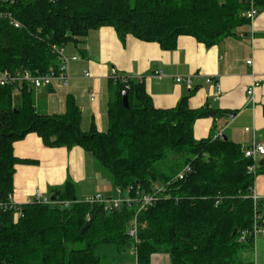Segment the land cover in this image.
<instances>
[{"label": "trees", "instance_id": "obj_1", "mask_svg": "<svg viewBox=\"0 0 264 264\" xmlns=\"http://www.w3.org/2000/svg\"><path fill=\"white\" fill-rule=\"evenodd\" d=\"M254 2L264 9V0ZM0 7L22 24L0 19V70L39 73L59 66L55 46L83 43L91 30L103 26L114 27L123 41L133 35L171 50L181 35L211 47L251 22L248 0H24ZM113 80L117 89L108 102L107 131L95 125L82 129V111L72 95L66 112L43 114L28 86L19 106L14 86H0L1 199L11 200L13 193L19 162L14 143L29 133L51 147L78 145L90 151L115 192L104 200H85L67 181L49 203L34 200L1 211L0 264H120L121 257H105L129 252L134 218L139 264H151L155 253L169 254L171 264H250L239 254L254 247L255 214L263 210L253 191L256 176L264 175V155L253 159L233 140L214 138L215 125L207 138L194 135L197 119L216 121L234 111L208 104L191 108L195 88L176 106L158 108L144 77ZM124 89L129 107L123 103ZM252 164L256 169L250 172ZM187 165L191 170L180 178ZM145 194H155L156 200L141 209Z\"/></svg>", "mask_w": 264, "mask_h": 264}, {"label": "crops", "instance_id": "obj_2", "mask_svg": "<svg viewBox=\"0 0 264 264\" xmlns=\"http://www.w3.org/2000/svg\"><path fill=\"white\" fill-rule=\"evenodd\" d=\"M64 48L68 55L78 56L70 63L71 79L67 86L36 90L40 113L66 112L68 96L72 95L82 111V129L89 131L95 125L99 131H107L108 102L117 89L111 72L116 69L119 76L144 77L147 91L158 108L176 106L195 88L189 98L191 108L208 104L229 113L234 111L216 121L212 117L197 119L194 125L197 139L209 137L215 125V134L222 132L244 149L254 142L264 143V9L249 24L240 26L236 35L211 47L193 36L181 35L177 47L167 50L158 42L143 41L133 35L123 41L114 27L103 26L91 30L83 43H70ZM187 76L191 77L190 84L177 81V77ZM256 77L263 80L250 99L247 89ZM21 103L22 100L15 105ZM14 154L19 160L11 196L15 204L33 202L37 191L52 199L67 181L76 184L81 199L89 200L96 195L109 198L115 194L95 156L81 146L51 147L37 133H29L14 143ZM254 191L262 203L264 216L263 174L256 176ZM155 256L163 258L162 264H171L169 254L155 253L152 258ZM239 257L246 263L264 264V235L256 237L254 247L241 251Z\"/></svg>", "mask_w": 264, "mask_h": 264}, {"label": "built area", "instance_id": "obj_3", "mask_svg": "<svg viewBox=\"0 0 264 264\" xmlns=\"http://www.w3.org/2000/svg\"><path fill=\"white\" fill-rule=\"evenodd\" d=\"M24 0H0V6L1 5H14ZM250 2V9L247 11L246 15L247 17L252 21L257 16L259 10L255 6L254 0H248ZM0 19H7L9 23L15 27H21V22L14 16V14L10 10H6L2 7H0ZM55 51L59 55V66L57 68H53L50 71L46 73H39L32 72L31 70L27 68H22L16 71H12L10 69H3L0 70V86H6V85H12L14 88H17L18 90H22L23 87L26 86H33L35 88H43L47 86H55V85H63L67 86L69 84V81L71 79V73H70V63L73 60H77V55H68L65 51L64 47H56ZM252 61L249 60L248 64H251ZM86 75H90L89 72H86ZM158 75H162L161 73H158ZM111 77L120 80L121 82H127L129 76H119L117 74L116 69H113L111 72ZM262 78L256 77L254 81L251 83V85L247 89L248 98H253L255 94L256 87L259 86L262 82ZM177 81H185L188 84L191 83V77H177ZM208 81H211V79H208ZM218 86V85H217ZM94 95V94H93ZM223 133L218 132L214 135V138H222ZM246 156L252 157L253 159H258L260 156L264 155V143H255L246 149L245 151ZM256 169V165L252 164L249 166V171L253 172ZM191 170V166L187 165L184 167V169L179 173V177L182 178L184 174ZM160 190H162L161 187H159ZM118 193H121L120 189H117ZM253 198L255 200V203L257 204V201L259 200L258 195L255 191H253ZM95 199L97 200H104V198L101 195H96ZM37 201H44V202H51V200L47 197H44L40 191H37L36 198ZM130 201V199H128ZM156 200L155 194H145L141 200V209H145L148 205L153 203ZM61 204L67 205L68 202L62 201ZM17 207V204H15L11 198V200H3L0 198V212L1 211H7L11 210ZM140 209V210H141ZM253 233L255 238L259 235H264V216L262 213H256L255 214V221H254V227H253ZM129 236L132 239V244L130 243V252L131 255L134 257L132 264H139L138 260V221L137 218H134V220L131 223V226L128 231ZM245 234L243 233L241 237L239 238L240 241H243L245 239Z\"/></svg>", "mask_w": 264, "mask_h": 264}, {"label": "rangeland", "instance_id": "obj_4", "mask_svg": "<svg viewBox=\"0 0 264 264\" xmlns=\"http://www.w3.org/2000/svg\"><path fill=\"white\" fill-rule=\"evenodd\" d=\"M30 91H32V98L34 100V104L36 105L37 107V110L39 112H42L40 111V108L37 106V97H36V90L37 89H41V88H35L33 86H28L27 87ZM13 96H14V103L18 102V101H21L23 99V94H22V90H18L17 88L14 89V93H13ZM105 250L102 249L101 252H103ZM108 256L105 257V260L108 261V260H111L113 258H120L122 259V261H120V264H132L133 263V260H134V257L129 253V252H121L120 254L117 253V256L114 257V255L110 254L108 252L107 254ZM163 263V258L161 256H155L152 258V264H162Z\"/></svg>", "mask_w": 264, "mask_h": 264}, {"label": "water", "instance_id": "obj_5", "mask_svg": "<svg viewBox=\"0 0 264 264\" xmlns=\"http://www.w3.org/2000/svg\"><path fill=\"white\" fill-rule=\"evenodd\" d=\"M123 103H124V105L126 107H129V98H128V90L127 89L123 90ZM52 200H55V196L52 197ZM93 220H94V216L91 219H89L87 221V223L82 227V229L80 230L81 234H83L86 231V229L90 227V225L92 224ZM128 247H130V244H128Z\"/></svg>", "mask_w": 264, "mask_h": 264}]
</instances>
